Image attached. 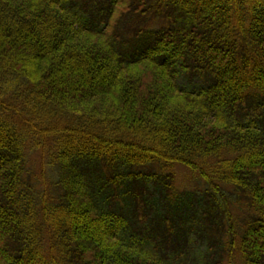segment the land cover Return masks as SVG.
Instances as JSON below:
<instances>
[{
  "label": "trees",
  "instance_id": "16d2710c",
  "mask_svg": "<svg viewBox=\"0 0 264 264\" xmlns=\"http://www.w3.org/2000/svg\"><path fill=\"white\" fill-rule=\"evenodd\" d=\"M88 2L0 0V264L169 263L195 223L216 256L222 187L248 207L244 264H264V0ZM28 147L49 201L22 182ZM176 164L205 223L185 224Z\"/></svg>",
  "mask_w": 264,
  "mask_h": 264
},
{
  "label": "rangeland",
  "instance_id": "374dc122",
  "mask_svg": "<svg viewBox=\"0 0 264 264\" xmlns=\"http://www.w3.org/2000/svg\"><path fill=\"white\" fill-rule=\"evenodd\" d=\"M102 0H92V2H88V4L92 6H96ZM86 2V0H85ZM102 16V15H101ZM162 15L159 16H149L145 21H132L127 25V33L125 34L126 40H130L133 38V30H154L153 28H157L160 25L159 22H164L162 20ZM158 24V25H157ZM45 150V149H44ZM47 151V149L45 150ZM26 159L27 163L25 162V176L23 177L22 182L25 183H34L36 186V193L43 194L45 198L49 201V197L51 196L52 190L45 187V184L49 186V180L46 178V183L44 181L45 171L44 167H41L42 160V153L40 149H32L30 147L27 148L26 151ZM173 181H172V188L176 193V196L180 195V198L184 199L181 206H187V212L189 214V220L186 222V226H192L191 219L192 217H196L198 221L202 220V223H205V220L201 218L204 215L205 211H208L209 207L211 206V200L207 197L204 193V187L196 176L194 175L192 169L185 165L176 164L175 167L171 168ZM105 169H102L103 173ZM48 173V172H46ZM99 175V174H98ZM190 192V196H189ZM184 193H188L189 201L185 200ZM170 197H174L172 195V191L169 192ZM217 198L221 196L227 200V205L225 206L224 200H220L222 204L224 212L227 210L228 215L225 216L222 220L221 224H225V230L222 232L219 238L214 239L215 243L218 245L219 253L215 256L212 253H215V249L211 250L209 248V236L208 234H204L203 230L205 226L203 224L195 223L196 226V235L201 236L199 240H197L192 245L189 244L188 248H191L193 252L190 255H186L185 251L183 256H179L175 258L173 254H170L171 261L169 263L163 264H244L241 253L238 250L239 243L241 236L245 230L244 220L246 219L248 207L244 203L243 199H236L235 196H232L228 189L220 188V192ZM221 199V198H220ZM44 201V199H43ZM219 202V201H218ZM212 208V207H211ZM186 212V214H187ZM163 213V212H162ZM175 214H171L172 219L177 222L176 216L178 214L174 211ZM224 215V213H223ZM217 220V218H216ZM230 220V221H229ZM175 223V222H174ZM172 223V224H174ZM177 225V224H175ZM184 224L180 226L174 227H183ZM175 230V228H174ZM174 230H171V233L174 234ZM196 237H191L189 241H192ZM175 245V243H174ZM169 246H173L172 243H169ZM153 247V246H150ZM190 250V249H189ZM177 259V262H175Z\"/></svg>",
  "mask_w": 264,
  "mask_h": 264
}]
</instances>
